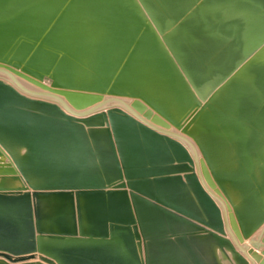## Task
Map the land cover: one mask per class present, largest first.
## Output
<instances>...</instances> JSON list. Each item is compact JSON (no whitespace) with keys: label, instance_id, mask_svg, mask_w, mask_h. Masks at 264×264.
I'll list each match as a JSON object with an SVG mask.
<instances>
[{"label":"water","instance_id":"1","mask_svg":"<svg viewBox=\"0 0 264 264\" xmlns=\"http://www.w3.org/2000/svg\"><path fill=\"white\" fill-rule=\"evenodd\" d=\"M0 258L264 264V0H0Z\"/></svg>","mask_w":264,"mask_h":264},{"label":"crops","instance_id":"2","mask_svg":"<svg viewBox=\"0 0 264 264\" xmlns=\"http://www.w3.org/2000/svg\"><path fill=\"white\" fill-rule=\"evenodd\" d=\"M245 244H247V242L245 241ZM0 260H4V261H0V262H5L6 264H27V263H34L37 262V258L33 259V260H29V261H25V262H15V263H10L8 261H6L5 259L0 258Z\"/></svg>","mask_w":264,"mask_h":264}]
</instances>
